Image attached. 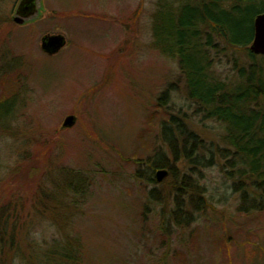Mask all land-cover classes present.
<instances>
[{
  "label": "rangeland",
  "instance_id": "obj_1",
  "mask_svg": "<svg viewBox=\"0 0 264 264\" xmlns=\"http://www.w3.org/2000/svg\"><path fill=\"white\" fill-rule=\"evenodd\" d=\"M156 1L41 0L38 21L18 27L10 19L19 0H0V57L20 62L15 85V75L0 82V97L11 89L17 95L11 125L0 130V210L20 216L15 243L26 255L29 244L59 241L65 231L83 244L81 264H264V210L238 212L217 168L202 182L212 207L188 224L168 214L167 178L155 202L147 198L153 186L133 177L137 161L165 152L159 132L168 113L190 114L178 85L167 107L156 106L178 76L152 47ZM54 34L66 46L47 57L40 40ZM217 68L223 77L229 71ZM70 115L76 123L62 129ZM188 126L217 141L213 123ZM70 171L86 178V194L72 216L41 222L34 213L48 201L40 186L54 195Z\"/></svg>",
  "mask_w": 264,
  "mask_h": 264
},
{
  "label": "trees",
  "instance_id": "obj_2",
  "mask_svg": "<svg viewBox=\"0 0 264 264\" xmlns=\"http://www.w3.org/2000/svg\"><path fill=\"white\" fill-rule=\"evenodd\" d=\"M262 13L264 0L156 1L152 47L178 69L175 83L160 92L156 106L167 107L171 93L180 86L190 114L182 109L168 113L159 132L165 152L137 161L133 177L153 186L147 198L158 202L159 185L154 174L168 171L162 186H169L173 196L168 214L176 224L182 216L188 224L193 213L212 207V199L202 185L204 172L212 168L218 169L237 195L238 212L264 210V56L249 52L253 21ZM0 60L1 84L15 75V85L19 60H10L6 54ZM222 65L229 69L224 77L217 71ZM11 91L0 97L2 131L9 128L15 115L17 95ZM195 120L200 125L213 123L217 141L207 143L192 131L188 124ZM63 173L68 177L58 183V193L53 195L45 185L40 186V195L48 201L34 213L41 222L72 216L76 202L86 194L85 177L71 171ZM59 208L65 213L59 214ZM6 211L5 207L0 210V264H81L83 244L65 231L59 233V241L41 246L32 243L28 245L30 254L23 253L15 243L21 218ZM51 211L56 213L52 215Z\"/></svg>",
  "mask_w": 264,
  "mask_h": 264
},
{
  "label": "water",
  "instance_id": "obj_3",
  "mask_svg": "<svg viewBox=\"0 0 264 264\" xmlns=\"http://www.w3.org/2000/svg\"><path fill=\"white\" fill-rule=\"evenodd\" d=\"M41 9V0H19L11 21L17 26H23L27 22L38 20ZM253 40L249 46V52L255 56H264V13L257 15L253 21ZM66 46L65 38L60 34L44 35L40 40V50L47 57L57 55ZM76 123V118L67 116L62 123V129H69ZM168 177L167 170H157L154 180L161 184Z\"/></svg>",
  "mask_w": 264,
  "mask_h": 264
},
{
  "label": "flooded vegetation",
  "instance_id": "obj_4",
  "mask_svg": "<svg viewBox=\"0 0 264 264\" xmlns=\"http://www.w3.org/2000/svg\"><path fill=\"white\" fill-rule=\"evenodd\" d=\"M41 10V9H40ZM41 17V14L39 15V17H38V19ZM10 21H11V19H10ZM38 20H35V21H31V22H27L25 25H23V26H27V25H29L30 23H34V22H37ZM12 22V21H11ZM23 26H18V27H23Z\"/></svg>",
  "mask_w": 264,
  "mask_h": 264
}]
</instances>
